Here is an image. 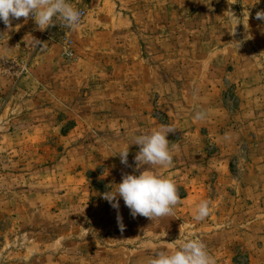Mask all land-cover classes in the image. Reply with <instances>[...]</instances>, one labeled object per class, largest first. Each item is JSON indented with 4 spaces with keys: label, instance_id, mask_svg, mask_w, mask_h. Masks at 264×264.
Masks as SVG:
<instances>
[{
    "label": "rangeland",
    "instance_id": "1",
    "mask_svg": "<svg viewBox=\"0 0 264 264\" xmlns=\"http://www.w3.org/2000/svg\"><path fill=\"white\" fill-rule=\"evenodd\" d=\"M68 3L75 29L0 21V264H147L188 239L215 264H264V0ZM161 125L174 215L114 209L103 194L148 167L134 136Z\"/></svg>",
    "mask_w": 264,
    "mask_h": 264
},
{
    "label": "clouds",
    "instance_id": "2",
    "mask_svg": "<svg viewBox=\"0 0 264 264\" xmlns=\"http://www.w3.org/2000/svg\"><path fill=\"white\" fill-rule=\"evenodd\" d=\"M30 17L34 18L40 31L55 26L54 18H59L65 27L75 29L81 22L82 13L68 3V0H0V21L6 27L11 28L13 19L27 20ZM256 19L264 21V11H258ZM39 44L41 42L33 38V46ZM206 115L205 112L197 111L193 119L203 121ZM175 130L171 125H161L151 132L134 136L132 144L139 146L134 158L135 171H140L144 165L148 167L139 175L124 174L122 182L116 185L115 190L103 194V198L114 209H119L118 198H122L133 217L139 215L157 220L174 215V209L181 200L177 185L172 179L154 169L172 165L173 150L176 146H170L167 135ZM129 146L125 144L118 153L121 163L125 166H130ZM209 214V201L203 200L197 205L194 220L203 221ZM117 222L123 231L124 225L119 214ZM147 264H215V259L207 251L204 242L199 239H188L177 250L159 251Z\"/></svg>",
    "mask_w": 264,
    "mask_h": 264
}]
</instances>
